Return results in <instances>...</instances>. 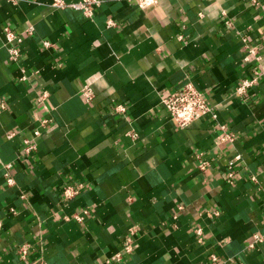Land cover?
Returning <instances> with one entry per match:
<instances>
[{
	"label": "crops",
	"instance_id": "1",
	"mask_svg": "<svg viewBox=\"0 0 264 264\" xmlns=\"http://www.w3.org/2000/svg\"><path fill=\"white\" fill-rule=\"evenodd\" d=\"M99 1L92 17L0 1V160L14 180L0 169V264H264V77L235 93L254 67L240 35L264 56V0ZM4 27L22 37L16 62ZM188 80L212 112L178 128L161 99ZM219 125L232 143L215 144ZM67 185L80 189L64 200ZM132 226L137 248L114 262Z\"/></svg>",
	"mask_w": 264,
	"mask_h": 264
},
{
	"label": "built area",
	"instance_id": "2",
	"mask_svg": "<svg viewBox=\"0 0 264 264\" xmlns=\"http://www.w3.org/2000/svg\"><path fill=\"white\" fill-rule=\"evenodd\" d=\"M2 1V0H0ZM10 1L12 3H17L19 0H6ZM155 0H137L140 6H143L148 3H154ZM99 0H80L75 3H66L64 0H53V6L55 8H72L78 11H81L85 16L92 17L93 15V9L95 5L99 4ZM250 2L253 5L261 6V0H250ZM264 10V6L262 7ZM225 23L227 25L230 24L229 20H226ZM111 23L109 22V25ZM33 28L29 27L26 32L28 34H31ZM4 34L6 37V42L10 45L8 47V53H9V59L11 61H18L20 58V51L17 47L18 44L21 43L22 37L19 34L14 33L9 27H4ZM241 41L243 43V47L245 50V54L242 58L243 62H250L254 67L252 69L251 76L249 78H243L235 87V93L240 96L244 97L247 95L248 89H250L252 86L256 85L257 82L261 79V77H264V56L262 55L261 51L259 50V45H255L254 47H251L249 45V34L247 32L242 33L240 35ZM264 41V36H263ZM42 46L44 48H49L52 46V44L44 40L42 41ZM23 79L25 77L23 76ZM82 94L87 98V100H91L93 97L92 90L90 88V85H84L81 89ZM48 96L47 92H42L37 97L38 103H40L44 109L46 108L45 100ZM161 104L166 109V111L169 113L170 117L173 119V121L176 123L178 128H185L189 126L192 122H194L197 119H200L207 114L212 112V108L207 104L204 95L201 91H199L195 85L192 83L191 80H188L184 85L176 90H173L169 92L165 97L161 99ZM6 101L3 98H0V111L4 110L6 108ZM117 111H123L124 108L122 106L116 107ZM36 119V115H35ZM37 120V119H36ZM46 121H40V127H44ZM217 130L219 131V134L216 136V145H220L222 143H232L235 139L234 134L230 133L227 130V127L225 125H219ZM40 130L35 129L33 131V135L35 137L39 136ZM127 135L133 139H136L137 134L135 131H129ZM8 137H12L13 133H10L7 135ZM26 152H29L31 150H34L36 148V145L34 143H29V141H26ZM199 156V155H198ZM200 157V156H199ZM240 159L239 155H234L232 159L228 161L227 164V171L225 173L226 182L231 184L233 183V176H234V169L236 167V162ZM209 162L200 159L197 163V168L200 171H205L209 167ZM12 168V163H3L0 160V169L3 170V177L6 181L7 185H12L14 180L10 173ZM80 186L78 188L67 185L62 188L61 196L64 200L70 199L74 196H76L79 193ZM11 212H14L13 209H10ZM88 214V210L84 209L82 211V214L75 215L74 218L81 222L84 220V215ZM198 235L201 234L200 229H197L195 231ZM137 234V227L132 226L130 227L125 236L122 240V247L121 250L116 253L112 260L114 262H120L122 260L123 255L132 253L137 248V243L135 240V235ZM263 240L262 235H254L253 236V243L250 245L251 247L254 246L257 242H261ZM31 246L28 242H24L16 247V254L21 260H25L28 257V254L30 253ZM212 260H216L214 257H212ZM40 264H45L44 262H41ZM195 264H204L202 262H198Z\"/></svg>",
	"mask_w": 264,
	"mask_h": 264
}]
</instances>
